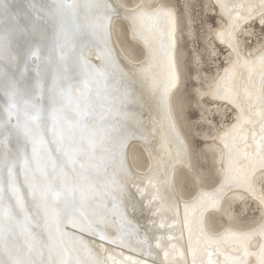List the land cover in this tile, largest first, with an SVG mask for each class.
Returning <instances> with one entry per match:
<instances>
[{
    "label": "bare ground",
    "instance_id": "obj_1",
    "mask_svg": "<svg viewBox=\"0 0 264 264\" xmlns=\"http://www.w3.org/2000/svg\"><path fill=\"white\" fill-rule=\"evenodd\" d=\"M0 264H264V0H0Z\"/></svg>",
    "mask_w": 264,
    "mask_h": 264
},
{
    "label": "rangeland",
    "instance_id": "obj_2",
    "mask_svg": "<svg viewBox=\"0 0 264 264\" xmlns=\"http://www.w3.org/2000/svg\"><path fill=\"white\" fill-rule=\"evenodd\" d=\"M214 23L215 22H213V24ZM261 30H262V28L259 27L258 33H261L262 32ZM188 52H189V48L187 46L186 40L182 39V42H180V44H179V56H180L179 60H180V62H182V64H184V68H182V70H184V69L185 70L182 72L187 79H188V71L187 70H189V63L186 60L189 58ZM185 72H186V74H185ZM182 86L183 87L176 92L177 95L176 94L175 95L176 96H182V100H180V98H178V104H180V112H182V114H180V118H182V122H184V118H186V122H184V126H182V124H181V126H182V129H183V132L185 133V135L191 140L192 135L190 134L191 132H190V129L188 127L189 126L188 121H189L190 116H192V117L194 115L196 116V112L189 109L187 101H186V98L191 94V86H190L189 81L187 80L186 82H184V84ZM184 90H186L187 92ZM178 92H180V94H178ZM176 96H175V98H176ZM182 102H186V104H182ZM184 106H186V108H184ZM177 115H178V112H177ZM198 143H201V141L198 140V142L196 144H198ZM196 144L193 142V145L195 147H196Z\"/></svg>",
    "mask_w": 264,
    "mask_h": 264
}]
</instances>
